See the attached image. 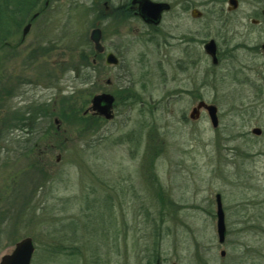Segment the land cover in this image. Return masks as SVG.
Returning a JSON list of instances; mask_svg holds the SVG:
<instances>
[{"label": "rangeland", "instance_id": "rangeland-1", "mask_svg": "<svg viewBox=\"0 0 264 264\" xmlns=\"http://www.w3.org/2000/svg\"><path fill=\"white\" fill-rule=\"evenodd\" d=\"M127 1L37 0L11 24L0 50V259L32 237V264H264V134L251 132L264 131V116L235 111L228 66L200 49L198 73L172 70L182 50L136 38L133 17L114 13ZM199 9L208 41L215 7ZM96 27L120 62L103 55L91 72ZM104 92L116 99L110 121L90 109ZM196 95L217 105L219 127L207 111L189 118ZM40 105L51 114L28 145L36 120L22 128L17 119Z\"/></svg>", "mask_w": 264, "mask_h": 264}, {"label": "flooded vegetation", "instance_id": "flooded-vegetation-1", "mask_svg": "<svg viewBox=\"0 0 264 264\" xmlns=\"http://www.w3.org/2000/svg\"><path fill=\"white\" fill-rule=\"evenodd\" d=\"M109 1L104 0L103 2L106 9H110ZM132 1L128 0L124 4H120L118 8L128 6L131 9L132 17L136 21V38L140 36L142 37L140 39H143V36L147 34L146 41L156 48L166 47L168 54H175L172 52L177 48L182 50V56H170L171 58L168 59V62L172 63L170 67L172 70L178 68L179 71L187 73L188 70L196 69L198 73L202 58L199 55V49L207 54L206 44L213 40L216 58V62L213 64L215 68L228 66L232 88L229 96L232 101L239 102L235 111L244 113L247 110H252L255 115L257 113L258 116H264V0H208L207 2L204 0H151L155 3L168 5L157 21L142 14L141 0H136L135 4H132ZM226 3L227 9L224 7ZM48 4L49 0H45V6ZM204 5H214V20L216 23L218 22L214 37L208 41L202 37L201 19L203 13L199 6ZM175 8L179 9L180 17L184 16V20L180 21L176 15H173ZM94 51L92 61L90 60L91 62L89 61L87 66L91 72L99 67L103 55L106 60V55L109 53L106 51V47L104 52L96 53L94 46ZM196 54V58L191 57ZM209 57L211 58V56ZM221 77V73L217 72L216 78H219L220 81ZM107 83L111 84V81L107 80ZM182 96L183 94L176 97ZM193 97L197 104L192 107L191 111L199 102L205 101L200 95ZM215 106L217 107V105ZM203 111L206 110L202 108L200 115ZM92 114L99 115L93 111ZM189 118L193 121L199 119H192L190 115ZM255 128L260 127H254L251 131L252 134L255 136L264 134L262 128H260L259 134L254 133ZM152 262L153 264H164L161 257H154Z\"/></svg>", "mask_w": 264, "mask_h": 264}, {"label": "water", "instance_id": "water-1", "mask_svg": "<svg viewBox=\"0 0 264 264\" xmlns=\"http://www.w3.org/2000/svg\"><path fill=\"white\" fill-rule=\"evenodd\" d=\"M136 0L132 1V4H135ZM142 14L149 19L157 21L161 13L168 8V5L163 3H155L151 0H141L140 1ZM38 13L33 16L36 18ZM31 28V23H28L23 31V38L26 37ZM90 39L94 43L95 50L97 53H102L105 50L104 45L102 44V30L99 27H96L92 30ZM206 52L212 58V63L216 62L215 58V45L213 40L209 41L206 44ZM120 59L117 55L112 52H109L106 55V64L107 65H118ZM115 103V97L110 93H101L97 94L92 98L91 101V111L97 112L100 116H103L105 119H112L114 117L113 108ZM204 108L211 120V123L214 128L219 126L218 118V108L209 104L206 101H201L199 104L194 107L190 113L192 119H197L200 117V110ZM59 122V120H56ZM261 132L260 128H255L254 133L259 134ZM57 160H60V155ZM216 204H217V234L218 241L220 244H223L226 240L227 227L225 221V212L223 209L222 197L221 194L216 195ZM36 250V245L32 237H25L16 243L13 250L4 254L0 259V264H32L33 256ZM226 252L223 250L221 255L225 256Z\"/></svg>", "mask_w": 264, "mask_h": 264}, {"label": "trees", "instance_id": "trees-1", "mask_svg": "<svg viewBox=\"0 0 264 264\" xmlns=\"http://www.w3.org/2000/svg\"><path fill=\"white\" fill-rule=\"evenodd\" d=\"M37 0H0V50L3 49L9 39V35L11 32V24L13 22H17L22 17H25L27 15H30L33 10L36 9L37 6ZM116 16H120L123 19H128L132 17V11L129 9V7L124 8H117V10H114ZM113 13V14H114ZM85 69V68H84ZM42 105H40L36 109H29L27 112L24 113V115H20L19 119H17L18 125L22 128L28 125L29 121H35V129L33 132H31L32 137L27 139V144L30 145L33 143V140H36L38 138L39 134V121L38 118H44L46 119L49 114H51V111L48 109L42 110ZM6 115L0 114V127L1 124L4 123V121L7 119ZM38 123V124H37ZM35 132V130H37Z\"/></svg>", "mask_w": 264, "mask_h": 264}]
</instances>
